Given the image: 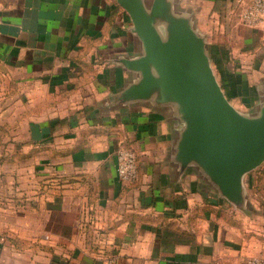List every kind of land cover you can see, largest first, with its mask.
<instances>
[{"label":"crops","instance_id":"crops-1","mask_svg":"<svg viewBox=\"0 0 264 264\" xmlns=\"http://www.w3.org/2000/svg\"><path fill=\"white\" fill-rule=\"evenodd\" d=\"M137 1L161 40L202 43L240 114H263L264 22L240 20L251 0ZM144 54L116 0H0V264L264 257V161L228 180Z\"/></svg>","mask_w":264,"mask_h":264},{"label":"water","instance_id":"water-1","mask_svg":"<svg viewBox=\"0 0 264 264\" xmlns=\"http://www.w3.org/2000/svg\"><path fill=\"white\" fill-rule=\"evenodd\" d=\"M116 1L143 45L141 60L155 66L165 88L192 114L191 135L202 142L201 153L211 155L218 170L228 173L225 177L232 182L264 161V104L258 118L240 114L222 92L198 39L180 32L161 40L137 0Z\"/></svg>","mask_w":264,"mask_h":264},{"label":"built area","instance_id":"built-area-1","mask_svg":"<svg viewBox=\"0 0 264 264\" xmlns=\"http://www.w3.org/2000/svg\"><path fill=\"white\" fill-rule=\"evenodd\" d=\"M243 25L256 28L264 22V0H251L250 4L240 13ZM116 173L123 183H132L136 179V157L134 152L125 147L116 151ZM247 264H264V257H250Z\"/></svg>","mask_w":264,"mask_h":264}]
</instances>
